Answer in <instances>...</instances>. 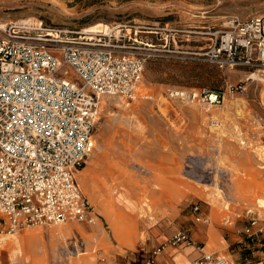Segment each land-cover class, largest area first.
Masks as SVG:
<instances>
[{"label":"rangeland","instance_id":"obj_1","mask_svg":"<svg viewBox=\"0 0 264 264\" xmlns=\"http://www.w3.org/2000/svg\"><path fill=\"white\" fill-rule=\"evenodd\" d=\"M260 14L264 0H0V25L30 20L40 23L28 27L31 36L68 42L99 24L146 58L132 97H99L93 150L75 173L86 218L0 235L41 234L26 246L37 264H142L178 232L199 244L196 225L211 226L228 251L260 249L246 230L264 238V76L206 58L231 18ZM191 90L220 92L223 102L204 107L169 95ZM71 224L77 229L66 236Z\"/></svg>","mask_w":264,"mask_h":264},{"label":"built area","instance_id":"obj_2","mask_svg":"<svg viewBox=\"0 0 264 264\" xmlns=\"http://www.w3.org/2000/svg\"><path fill=\"white\" fill-rule=\"evenodd\" d=\"M28 27L0 25V228L9 232L86 218L89 206L75 173L93 150L99 97H132L146 62L108 30L65 42L50 32L31 36ZM211 41L206 58L219 69L264 76V14L231 18ZM64 67L78 82L62 72ZM169 95L204 107L223 102L220 92ZM258 237L246 230V238H256L264 252V238ZM168 244L176 248L192 241L183 231ZM194 264L227 262L201 252Z\"/></svg>","mask_w":264,"mask_h":264},{"label":"crops","instance_id":"obj_3","mask_svg":"<svg viewBox=\"0 0 264 264\" xmlns=\"http://www.w3.org/2000/svg\"><path fill=\"white\" fill-rule=\"evenodd\" d=\"M73 229H77V227L71 224L65 226L61 231L67 236V234L71 233ZM0 230L3 229L0 228ZM193 238L198 241L199 244H194L191 239L192 244L182 245L183 248L180 249L178 248L181 246L176 248L171 247L164 248L157 255H153V252L152 255L145 254L143 255L145 258H142L144 261L142 264H194L199 258L201 252L209 254L216 259H223L227 264H264V252L262 250H257V247L255 246L254 249L256 250L252 255H255L256 257L249 254H241L240 250L228 251V242L223 238L220 240V237H218L217 233L209 225H196L194 227ZM234 239L235 238L233 237V240ZM215 245L218 250L215 249ZM0 264H11L6 252L3 253V251H0Z\"/></svg>","mask_w":264,"mask_h":264},{"label":"bare ground","instance_id":"obj_4","mask_svg":"<svg viewBox=\"0 0 264 264\" xmlns=\"http://www.w3.org/2000/svg\"><path fill=\"white\" fill-rule=\"evenodd\" d=\"M1 24V23H0ZM18 24H24L27 26H35L36 29H40V23L38 22H34V21H21ZM102 27V30L99 28ZM107 28L102 26V25H94L89 27L88 29L85 30V33L87 34H94L97 32H103L105 31ZM253 77V76H252ZM106 104V103H105ZM107 104H110L107 102ZM104 106V105H103ZM111 106V104L109 105ZM105 107V106H104ZM109 108V107H108ZM223 113V112H222ZM80 174V172L78 173ZM77 176V175H76ZM79 177V176H78ZM82 177V176H81ZM84 183V182H83ZM115 184V183H114ZM82 186V184H81ZM85 187V186H84ZM85 189V188H84ZM262 205V203H261ZM134 206V205H133ZM264 206L262 205V208ZM133 208V207H132ZM148 208V207H147ZM137 210V209H136ZM148 210V209H147ZM135 212V211H134ZM141 212V211H140ZM145 213V212H144ZM263 213V212H262ZM150 218V217H149ZM144 222V221H143ZM114 224V223H113ZM115 226V224H114ZM143 226V224H142ZM113 228V227H112ZM118 228V227H117ZM56 231V230H55ZM40 235L37 232L34 231H25L23 233H19L17 236H10V235H4L1 236L0 235V251H3V253H7L8 257L10 260H12L13 258L15 259L16 257H24L26 259L27 264H37L36 261L33 259V256H31L30 254H28L27 250H26V246L29 248H34L35 244H37V242L40 239ZM114 235V234H113ZM118 236V233L115 232V237ZM125 237V236H124ZM117 239V238H116ZM119 241V240H118ZM120 242V241H119ZM121 244H124L122 241L120 242ZM128 243V242H127ZM61 248V247H60ZM55 254L53 255V258L55 259V256H57L56 254L58 253V251H54ZM66 253V252H65ZM61 256V255H60ZM63 256V255H62ZM75 257V256H73ZM52 258V259H53ZM66 258V257H65ZM20 260V259H19ZM15 259L14 262L11 264H21V262Z\"/></svg>","mask_w":264,"mask_h":264}]
</instances>
